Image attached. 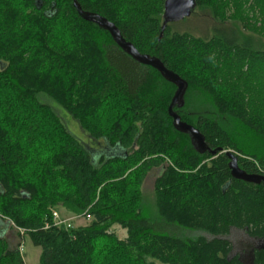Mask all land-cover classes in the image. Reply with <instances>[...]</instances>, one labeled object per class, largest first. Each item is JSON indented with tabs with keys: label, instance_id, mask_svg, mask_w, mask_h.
<instances>
[{
	"label": "trees",
	"instance_id": "16d2710c",
	"mask_svg": "<svg viewBox=\"0 0 264 264\" xmlns=\"http://www.w3.org/2000/svg\"><path fill=\"white\" fill-rule=\"evenodd\" d=\"M195 1L191 17L213 23L203 32L163 30L166 0H0V226L29 237L40 264H246L233 230L259 243L251 264H264V182L236 179L230 167L236 158L264 179V43L246 40L253 30L242 16L263 13L264 0ZM75 3L187 83L173 112L200 133L204 152L174 127L178 87ZM42 98L106 152L93 155ZM153 171L150 211L142 187ZM61 208L92 222L56 225ZM7 233L0 264H25Z\"/></svg>",
	"mask_w": 264,
	"mask_h": 264
},
{
	"label": "rangeland",
	"instance_id": "374dc122",
	"mask_svg": "<svg viewBox=\"0 0 264 264\" xmlns=\"http://www.w3.org/2000/svg\"><path fill=\"white\" fill-rule=\"evenodd\" d=\"M234 13V11L232 12ZM206 15H203L202 13H197L195 17H189L187 19H190V23L188 25H185L187 19L175 22L171 24H177L179 30L188 29L190 26L192 28H196L198 31H205V28L211 27L213 23L205 17ZM243 17H246L248 24L252 27L253 31L249 30H243V33L246 37V40L256 44L261 45L264 43V12L259 13H251L247 8L243 10ZM195 29V30H196ZM42 101L51 106L55 113L60 117L62 122L65 124L69 132L76 137L78 140L82 141L84 144H86L87 148L90 150V152L93 155H98L100 152H106L107 147L103 142H98L94 139H92L88 133L83 131L80 128V125L78 122L73 120V118L68 115L63 109L55 105V103L47 98H42ZM159 172L153 171L150 173L147 177V179L144 182V185L142 187V192L144 195V204L145 208L149 209L150 211H154V185L155 181L158 177ZM62 221H65L66 225L72 226L74 228H83L92 222V219L89 217H81L74 214H71L67 212L65 209H57L55 210ZM5 229L8 230V233L6 235V238L11 243L12 246L16 247L17 245L23 246V251L20 248V253L25 261V264H40V256H41V249L35 247L29 237H26L22 239L18 234L20 233L19 230L16 228H7L5 224L3 226H0V232H3ZM114 230L117 232L119 238L124 239L126 237V232L122 229H120L118 226L114 227ZM207 238L209 236L204 235ZM231 242L234 245V254H239L241 257L247 262H251V255L250 252L253 250V247H255V244L252 243L241 231L233 230L230 238Z\"/></svg>",
	"mask_w": 264,
	"mask_h": 264
},
{
	"label": "water",
	"instance_id": "95a60500",
	"mask_svg": "<svg viewBox=\"0 0 264 264\" xmlns=\"http://www.w3.org/2000/svg\"><path fill=\"white\" fill-rule=\"evenodd\" d=\"M196 1L195 0H166L165 2V11H164V23L163 30L167 25L175 22L183 21L189 18L196 9ZM75 7L78 10L80 16L91 23L97 24L100 28L108 31L113 40L130 56L136 59L141 64L150 66L156 69L167 81L175 84L178 87V91L176 96L173 99V102L169 108L170 116L173 118L174 127L176 130L190 135L193 145L198 151L204 152L206 150V146L204 143L203 137L200 133L192 126L181 122L180 117L173 112V108L176 104L180 107L184 104V95L187 90V83L181 80L178 76L174 75L170 71L166 70L162 63L156 58H150L149 56L141 55L132 44L126 42L121 34L119 29L111 22H109L106 18L93 13H85L82 11L81 7L75 3ZM213 154H216L213 152ZM230 167L232 168V175L236 179L243 180L245 182H251L260 185L264 182L263 178L248 176L244 172H242L238 165L237 159L234 158Z\"/></svg>",
	"mask_w": 264,
	"mask_h": 264
},
{
	"label": "built area",
	"instance_id": "2783aa9c",
	"mask_svg": "<svg viewBox=\"0 0 264 264\" xmlns=\"http://www.w3.org/2000/svg\"><path fill=\"white\" fill-rule=\"evenodd\" d=\"M52 218H53V221H55L56 225L65 224V221H62L60 219V216H59V214L56 211L52 212ZM21 250L23 251V246H21Z\"/></svg>",
	"mask_w": 264,
	"mask_h": 264
},
{
	"label": "flooded vegetation",
	"instance_id": "af4514ba",
	"mask_svg": "<svg viewBox=\"0 0 264 264\" xmlns=\"http://www.w3.org/2000/svg\"><path fill=\"white\" fill-rule=\"evenodd\" d=\"M250 240V239H249ZM252 243H254L255 244V246H256V244H259L258 242H255V241H253V240H250ZM252 251V250H251ZM251 253V252H250ZM242 258V257H241ZM243 259V258H242ZM244 260V259H243ZM245 261V260H244ZM251 261H252V259H251ZM246 262V261H245ZM246 264H251V262L250 263H247L246 262Z\"/></svg>",
	"mask_w": 264,
	"mask_h": 264
},
{
	"label": "bare ground",
	"instance_id": "6f19581e",
	"mask_svg": "<svg viewBox=\"0 0 264 264\" xmlns=\"http://www.w3.org/2000/svg\"><path fill=\"white\" fill-rule=\"evenodd\" d=\"M209 150V149H208Z\"/></svg>",
	"mask_w": 264,
	"mask_h": 264
}]
</instances>
